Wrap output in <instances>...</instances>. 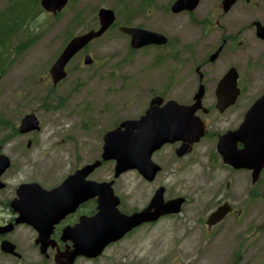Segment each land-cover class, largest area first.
<instances>
[{"label": "rangeland", "instance_id": "1", "mask_svg": "<svg viewBox=\"0 0 264 264\" xmlns=\"http://www.w3.org/2000/svg\"><path fill=\"white\" fill-rule=\"evenodd\" d=\"M145 1L141 6L142 0H69L58 13H40L28 33L12 40L0 64V151L14 166L6 175L9 180L54 187L75 169L100 158L103 135L121 121L142 115L155 95L185 99L193 87L191 61L207 59L226 34L236 36L234 42L216 63L202 70L217 78L225 66H234L241 93L225 116L211 120L214 127H228L235 116L241 120L264 92V41L257 39L254 25L250 27L251 22L264 21V0H238L227 13L220 9L221 0H199L192 13L178 14L169 10L174 0ZM8 2L0 0V11ZM100 8H110L126 19V25L160 32L173 43L133 50L128 36L110 29L71 59L66 77L53 86L49 68L67 37L96 28ZM192 20L209 26L204 29ZM86 53L93 59L91 65H83ZM26 114L36 116L40 129L22 136L20 143L4 140ZM27 139H32V145L26 152ZM211 142L205 139L199 151L211 150ZM156 161L165 166L153 182L136 170L114 178L113 161L89 179L115 181L120 209L127 213L145 207L163 186L164 200L186 199L180 213L144 225L109 245L100 256L81 258L76 264H264V191L254 200L246 196L249 173L210 169L205 156L195 161L177 159L169 149ZM228 175L233 180L226 189ZM222 196H229L243 212L207 229L205 218Z\"/></svg>", "mask_w": 264, "mask_h": 264}, {"label": "water", "instance_id": "2", "mask_svg": "<svg viewBox=\"0 0 264 264\" xmlns=\"http://www.w3.org/2000/svg\"><path fill=\"white\" fill-rule=\"evenodd\" d=\"M237 0H221L220 8L227 13ZM69 0H39L41 8L50 13L60 12ZM199 0H174L169 9L172 13L193 12ZM97 28L72 36L54 63L49 68L52 84L55 86L66 76L65 66L75 54L83 50L89 42L101 37L115 22V13L110 8H100L97 12ZM255 34L264 40V25L253 22ZM118 31L129 37V46L138 50L149 45H165L167 37L159 32L135 26H118ZM219 47L211 56L215 59ZM92 58L85 54L83 64L90 65ZM238 72L230 67L221 78L216 89L217 108L224 111L235 103L240 89L237 87ZM202 87L196 94V104L185 106L174 100L163 102L160 96L153 97L147 109L136 119H126L103 135L100 158L87 163L69 174L56 187L45 189L38 183L22 184L19 187V222L32 225L38 232L36 239L41 251L47 247V239L52 226L62 220L88 198L98 195L97 212L91 217H82L75 226H66L61 233L63 242L71 241L72 248L66 247L56 254L59 264H73L78 256L96 258L110 243L120 240L144 223L156 222L162 216L177 214L184 202L183 197L164 200V187L155 190L148 205L140 211L125 214L119 211V198L113 193L110 182L96 183L88 176L103 163L114 162L113 177L136 170L145 180H154L160 167L152 160L154 151L163 144L182 141L177 154L187 152V142L196 141L204 134V125L194 112L200 106ZM39 121L34 114L24 115L19 122L21 133L38 131ZM242 144L237 149L236 143ZM217 150L224 162L234 168L251 170L252 181H256L264 167V94L260 95L246 111L243 121L236 130L228 131L219 137ZM9 159L0 154V175L9 166ZM229 210L221 206L207 219V225L220 221ZM2 248L12 250L13 246L4 241Z\"/></svg>", "mask_w": 264, "mask_h": 264}, {"label": "flooded vegetation", "instance_id": "3", "mask_svg": "<svg viewBox=\"0 0 264 264\" xmlns=\"http://www.w3.org/2000/svg\"><path fill=\"white\" fill-rule=\"evenodd\" d=\"M245 1L247 3H249V0H245ZM192 22L194 24H197L198 26L201 25V27L204 29L209 26V24H208L209 22H206V21L192 20ZM252 23L253 22H251V24H250L251 28H253ZM261 23L264 25V21H262ZM235 38H236V36L231 35V34H228V35L226 34V36L220 37L219 43L214 45L212 47V50L209 51V53L206 57L207 59H205V57H204L202 61H199V63H195L194 61H191V65H192V67H191L192 68V74L191 75L193 76L192 90L189 92L188 95H186V98L182 99L181 101H176V100L172 99L179 104H182L185 106H192L193 104H196V101H197L195 98L196 94L198 93L200 87H202V96L200 98V106H199V108H197L195 110L194 115L196 117H198L200 119V121L202 122V124L204 125V134L202 136H200V138L196 141L187 142V145H188L187 146V152L185 154H183L182 156H179L177 154L178 149L183 144L182 141H175L173 143L163 144L158 150L154 151V163H156L160 167V170L157 172V174H158L162 170V166L163 165L165 166V163L160 162V161H156V159H157L158 155L163 153V151L166 149H169L170 155L171 156L174 155L175 157H177V159H182V158L186 159L188 157H191L195 161L196 159H202L205 156L207 165L210 169H225V170L232 171L234 173H236V172H247V173H249L251 184H250V188L247 191L246 196H248V198H251L254 200L256 195H259L258 193H263V191H264V177H263L264 167L260 171V174H259L257 180L253 182L251 170L244 169V168H240V169L234 168V166L228 164L227 162H224L222 155L217 150V143H218L219 137L221 135L225 134L226 132L236 130L239 127V125L243 121V118H244L246 111L248 110V108L251 106L252 103L242 113L241 120L238 116L237 117L235 116V118H234L235 122L232 120L230 122V124H227L228 127H225V128L214 127V122H211V120L213 118H215V116H219V117L225 116L228 113V111L231 109V107L236 103V101H237V99L241 93V88L239 86V74H238V78H237V86L240 89V93H239L235 103L228 106L224 111L221 112V111H219V109L216 106L217 96H216L215 92H216L219 81L226 74V72L229 70V68L232 66H230L228 69H226L228 66H225V68L221 70L220 75L217 78H215V77L211 78L206 73V71L202 70L203 68H205V67L209 68L211 65L216 63V61H218V59H220V56L223 53V51L227 47H229L232 44V42H234ZM261 41H264V40H261ZM172 43L173 42H171V40L168 38L166 45H162V46H171ZM162 46H155V47H162ZM219 47H221L220 52L218 53V55L216 56L215 59L211 60L212 54H214V52H216V50ZM92 63H93V60H92ZM262 94H264V92ZM167 100H169V99H167ZM165 101L166 100H163V102H165ZM10 130H11V132H9V134L4 137V140H6V141L15 140L16 143H20V138L22 136H25L29 133L34 132V131H31V132L21 133L18 130V128L16 129L14 126H11ZM216 130H219V131H216ZM205 139L212 140V142H211L212 148L209 151H204V149L199 151V149H200V147H202V145H203L202 143ZM31 145H32V139H27V142L25 145L26 146V148H25L26 152L29 151V148L31 147ZM236 148L237 149L242 148V144L237 142ZM0 154H4V153H2L0 151ZM5 156L9 159L10 164L0 175V262H5L8 264H59L55 260L56 254L58 252L64 251L67 246L72 248V242L71 241L63 242L61 240V233H62L63 228L66 226H75L76 224L79 223V220L82 217L93 216L97 212L98 195L91 197V198H88L87 200L81 202L77 206V208L74 210V212L69 213L62 220H60L58 223H56L52 226L51 233L47 239V247L42 252L41 248H40V243L36 242V239L38 237L37 230L32 225H30L26 222H19L18 221L19 213L16 210V206L19 205V202L21 200L20 196L18 194L19 187L22 184L32 183L35 181H18V180L16 181L14 179V177H11V179L9 180L8 178H10V177H6V175L9 171V169L13 168L14 166L11 163V159L7 155H5ZM23 156H25V154L21 153V157H23ZM20 167H21V165H18L15 167L17 172L21 169ZM77 169H75V171ZM94 171L92 173H94ZM157 174L155 175V177L157 176ZM89 176H88V179H89ZM228 176L229 177H228V180L226 183V189L230 188L231 180H233L231 175H228ZM155 177H154V179H155ZM90 180H92V179H90ZM92 181L96 182V183L110 182V181H104V180H92ZM145 181H147V180H145ZM153 181L154 180L147 181V182H153ZM35 183H37V182H35ZM40 186L43 187L42 185H40ZM257 186H258V188H259V186H261V187L258 190H255ZM54 187H56V186H54ZM54 187H49V188L43 187V188L51 189ZM111 187H112L113 193L119 198L118 209L122 213L132 214L134 212L142 210L143 208H145L148 205L147 204L142 209L135 210V211H132L130 213H127L126 211H122L120 209L121 199L119 197V191H118V188L115 184V181H112ZM160 187H163V186H160ZM164 192H165V188H164ZM153 195H154V192H153ZM152 196H151V198H152ZM163 196H164V194H163ZM151 198H150V200H151ZM175 198H177V197H175ZM171 199H173V198H171ZM185 200L186 199L184 198L183 204L185 203ZM214 201H215V199H214ZM223 205H226L229 208V210L224 214L223 218L220 221L214 223L213 225H210V226L207 225L206 221H207L208 217ZM242 209H243V207H238L234 203V201L231 200V198L229 196H222V199L217 200L215 206H213L210 209L209 213L207 214L205 221H204L205 225H206L207 229L214 228L215 226H217L219 223H221L223 220H225L229 216L241 215V213L243 212ZM180 211H181V209H180ZM151 224H154V222L144 223V224H142L136 228H133L130 232L126 233L121 239H123L126 235L134 232L138 228H140L144 225H151ZM120 240H118V241H120ZM4 241L9 242L13 246L12 250L5 251L2 248V243ZM113 243H115V242H113ZM113 243H110L109 245H111ZM108 246H106V248ZM30 250H31V253H30ZM81 258L94 259V258H87L84 256H78L73 261V264H76L77 261Z\"/></svg>", "mask_w": 264, "mask_h": 264}, {"label": "trees", "instance_id": "4", "mask_svg": "<svg viewBox=\"0 0 264 264\" xmlns=\"http://www.w3.org/2000/svg\"><path fill=\"white\" fill-rule=\"evenodd\" d=\"M145 3L146 1L142 0L141 6ZM42 12L39 0H9L7 6L0 11V64L7 57L12 40L28 33L30 26ZM115 14L116 23L110 28L111 30L117 27V22L127 24L126 19H122L118 12L115 11ZM70 37L71 35L67 37V40ZM27 38H30V35ZM27 42L29 41L19 47L27 44Z\"/></svg>", "mask_w": 264, "mask_h": 264}]
</instances>
